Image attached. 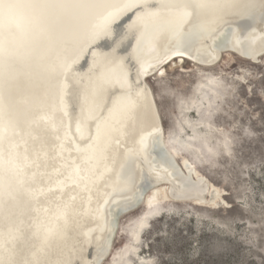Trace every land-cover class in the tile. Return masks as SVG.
<instances>
[{
    "label": "rangeland",
    "instance_id": "1",
    "mask_svg": "<svg viewBox=\"0 0 264 264\" xmlns=\"http://www.w3.org/2000/svg\"><path fill=\"white\" fill-rule=\"evenodd\" d=\"M119 3L0 0V218L21 205L24 154L50 130L60 72L99 61L101 44L119 34L105 26ZM173 61L147 78L164 140L219 190L220 204L142 202L119 217L101 264H264V55Z\"/></svg>",
    "mask_w": 264,
    "mask_h": 264
},
{
    "label": "bare ground",
    "instance_id": "2",
    "mask_svg": "<svg viewBox=\"0 0 264 264\" xmlns=\"http://www.w3.org/2000/svg\"><path fill=\"white\" fill-rule=\"evenodd\" d=\"M115 7L105 26L118 25L119 34L101 44L99 61L73 60L59 74L50 130L24 154L21 205L0 218V264L33 257L39 264H93L113 229L108 210L116 197L125 201L114 205L122 215L160 197L207 205L220 198L205 175L168 149L147 78L174 59L213 66L231 52L259 62L264 0H120ZM122 16L130 18L117 20ZM167 20L170 30L155 29ZM151 35L159 57L146 60L142 48Z\"/></svg>",
    "mask_w": 264,
    "mask_h": 264
},
{
    "label": "water",
    "instance_id": "3",
    "mask_svg": "<svg viewBox=\"0 0 264 264\" xmlns=\"http://www.w3.org/2000/svg\"><path fill=\"white\" fill-rule=\"evenodd\" d=\"M165 23L164 22H162V23H159V24H156L155 26V29H157L158 31H160L161 29L163 30V26H165L166 28H167V30H170L169 28V25H170V20H167L166 21V24L164 25ZM152 38H153V36L151 35V36H149L147 39H146V41L144 42V44H143V53H144V58L146 59V60H148V59H151V60H153V59H157L158 57H159V52H158V50L156 49V48H154V46H153V42H152ZM154 75V74H153ZM153 75H151V76H153ZM150 76V77H151ZM153 94V93H152ZM147 110L145 111H143V113H142V116H140V119H147ZM138 122V121H137ZM158 138H159V135H157L156 136V139L158 140ZM156 139L154 140V142H153V144H152V147H151V149H153V148H157L156 147ZM163 147V146H162ZM161 149V148H160ZM163 149L165 150V151H167L166 150V148H164L163 147ZM156 150V149H155ZM141 161V160H140ZM178 161L180 162V160H179V158H178ZM143 162V161H142ZM171 162V161H170ZM172 164H173V162H172ZM157 165V164H156ZM148 176L146 175V174H143L141 177H140V179H139V181H138V183H137V185H136V187H135V189H134V193L137 191V189L139 188V186H140V184H142V182H144V180L147 178ZM202 184V183H201ZM184 198H187V196L186 197H184ZM123 202H125L124 200H121L120 198H118V197H116L114 200H113V202H112V204L109 206V210H108V212L109 213H111V215H112V217H111V219H110V222L112 223V226H113V229H112V231H111V233H110V235L108 236V238H104V239H102V241H101V243H100V247L98 248V253H97V256H96V260L94 261V263L93 264H101L102 263V261H103V259L108 255V253H109V251H110V248H111V246H112V243H113V241H114V238H115V236H116V233H117V229H118V220H119V217L122 215V214H120V211H117V212H115L114 211V205H118V204H121V203H123ZM220 203L219 202H214L213 203V207H216V206H218ZM203 206V205H202ZM130 210V209H129ZM128 210V211H129ZM126 213V212H125ZM125 213H123V214H125ZM101 239V238H100ZM99 238H98V241L100 240ZM107 245V249H104V247ZM104 250V254H101V251H103ZM100 253V254H99ZM27 264H39V261H38V259L36 258V257H33V258H31L29 261H28V263Z\"/></svg>",
    "mask_w": 264,
    "mask_h": 264
},
{
    "label": "snow or ice",
    "instance_id": "4",
    "mask_svg": "<svg viewBox=\"0 0 264 264\" xmlns=\"http://www.w3.org/2000/svg\"><path fill=\"white\" fill-rule=\"evenodd\" d=\"M197 6H199V5H197Z\"/></svg>",
    "mask_w": 264,
    "mask_h": 264
}]
</instances>
